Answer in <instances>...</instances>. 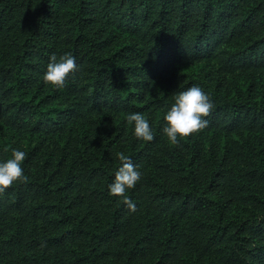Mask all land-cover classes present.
I'll list each match as a JSON object with an SVG mask.
<instances>
[{
    "label": "trees",
    "instance_id": "trees-1",
    "mask_svg": "<svg viewBox=\"0 0 264 264\" xmlns=\"http://www.w3.org/2000/svg\"><path fill=\"white\" fill-rule=\"evenodd\" d=\"M194 84L208 126L170 144ZM13 148L27 180L0 193V264H264V0H0V160ZM120 151L135 211L109 193Z\"/></svg>",
    "mask_w": 264,
    "mask_h": 264
},
{
    "label": "clouds",
    "instance_id": "clouds-1",
    "mask_svg": "<svg viewBox=\"0 0 264 264\" xmlns=\"http://www.w3.org/2000/svg\"><path fill=\"white\" fill-rule=\"evenodd\" d=\"M78 70L76 57L65 53L59 58L55 54L50 57L43 80L55 88L64 87L67 78ZM214 108L209 95L198 85H192L176 91L173 102L164 113L162 133L170 144L179 142L196 134L208 126L207 117ZM128 124L133 126V135L140 140L153 141L154 129L150 120L140 112H129L126 115ZM26 153L20 148H13L11 157L0 160V193L14 183L27 180L22 162ZM120 166L115 172L113 181L108 185L109 193L123 197L131 211L136 210V204L125 193L133 188L142 177L139 166L134 164L131 157L123 151L115 154Z\"/></svg>",
    "mask_w": 264,
    "mask_h": 264
}]
</instances>
